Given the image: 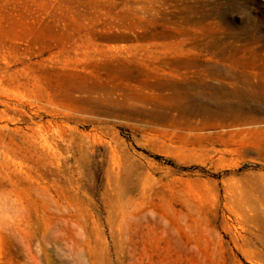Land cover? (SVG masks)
<instances>
[{
  "label": "rangeland",
  "instance_id": "1",
  "mask_svg": "<svg viewBox=\"0 0 264 264\" xmlns=\"http://www.w3.org/2000/svg\"><path fill=\"white\" fill-rule=\"evenodd\" d=\"M0 264H264V0H0Z\"/></svg>",
  "mask_w": 264,
  "mask_h": 264
},
{
  "label": "bare ground",
  "instance_id": "2",
  "mask_svg": "<svg viewBox=\"0 0 264 264\" xmlns=\"http://www.w3.org/2000/svg\"><path fill=\"white\" fill-rule=\"evenodd\" d=\"M212 46H214V45H212ZM235 78V77H234ZM232 79V78H231ZM238 83H236V81L234 80V79H232L231 80V84H230V86L231 85H233V87H235V85H237ZM165 87L164 86H162V85H159V86H157V89H164ZM185 91V90H184ZM220 91V90H219ZM235 91V90H234ZM238 91V90H237ZM245 92H246V94H248L249 92L247 91V90H244ZM243 91V94H245V92ZM217 92V91H216ZM215 92V93H216ZM230 92V91H229ZM232 92V91H231ZM240 92V91H239ZM225 93V92H224ZM223 93V94H224ZM238 93V92H237ZM241 93V92H240ZM217 94V93H216ZM216 94H213V95H215L216 96ZM230 94V93H229ZM245 94V95H246ZM250 94V93H249ZM213 95H212V97H213ZM226 95V94H225ZM232 95V94H231ZM239 95V94H238ZM214 96V97H215ZM219 96H221V94L219 95ZM222 96H224V95H222ZM227 96H228V94H227ZM242 96H244V95H242ZM217 97V96H216ZM210 98V97H209ZM225 99V98H224ZM137 101V100H136ZM213 101V100H212ZM208 102V101H207ZM215 102H217V105H218V110H217V112L216 113H214L213 111H211L210 113L211 114H208V116L209 117H218L219 118V116H221V120H223V121H225V120H232V121H237V120H239L240 119V117L242 118V119H248L249 117H247L246 116V114H245V112H238L237 111V103L235 104V103H233V104H230V102H229V104L227 103L226 104V102L227 101H225V103H223L222 102V100H215ZM90 103V102H89ZM116 103V102H115ZM106 104V103H105ZM114 104V103H113ZM123 104V103H122ZM208 104V103H207ZM96 105V104H95ZM124 105V104H123ZM213 105V104H212ZM106 106V105H105ZM125 106V105H124ZM123 106V107H124ZM206 106V105H205ZM208 106V105H207ZM215 106V105H214ZM117 107V106H116ZM115 107V108H116ZM191 104H189V105H187L185 108H186V112H188V110H191ZM213 108H215V107H213ZM217 108V107H216ZM109 109V108H108ZM124 109V108H123ZM128 109V108H127ZM130 109V108H129ZM111 110V109H110ZM202 110H204L205 111V108H203ZM121 111V110H120ZM134 111V110H133ZM149 111V110H148ZM209 111H210V109H209ZM114 112V111H113ZM117 112H119V111H117ZM125 112V111H124ZM130 112V111H129ZM207 112V111H206ZM213 112V113H212ZM134 113H136V112H134ZM148 113V112H147ZM152 113V112H151ZM135 115V114H134ZM149 115H151V114H149ZM203 115V114H202ZM204 115H205V113H204ZM146 116V115H145ZM133 117H135V116H133ZM138 117V116H137ZM132 118V117H131ZM151 119V118H150ZM129 120V119H128ZM211 120V119H210ZM148 118H147V124H149L148 123ZM138 122V121H137ZM142 123H144V122H142ZM153 123H156V122H153ZM51 125V124H50ZM54 125H55V123H54ZM56 127V126H55ZM39 128L42 130V131H45L46 129H45V127H44V125H39ZM53 129V128H52ZM260 206V205H259ZM257 208V207H256ZM256 208H255V214H256ZM260 208V207H259ZM258 208V209H259ZM260 210V209H259ZM258 210V211H259ZM254 213V212H253ZM260 214V213H259ZM252 216H255L254 214L252 215ZM258 216V215H257ZM259 216H261V215H259ZM252 218V217H251ZM253 219V218H252ZM254 220V219H253ZM260 220V219H259Z\"/></svg>",
  "mask_w": 264,
  "mask_h": 264
}]
</instances>
